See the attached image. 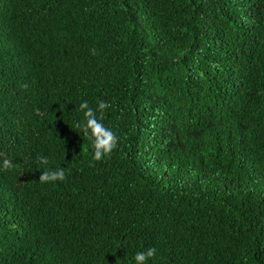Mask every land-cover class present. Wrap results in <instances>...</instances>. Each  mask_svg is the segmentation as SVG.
I'll use <instances>...</instances> for the list:
<instances>
[{"label": "trees", "instance_id": "obj_1", "mask_svg": "<svg viewBox=\"0 0 264 264\" xmlns=\"http://www.w3.org/2000/svg\"><path fill=\"white\" fill-rule=\"evenodd\" d=\"M83 101L117 136L99 161ZM149 248L264 264V0H0V264Z\"/></svg>", "mask_w": 264, "mask_h": 264}, {"label": "clouds", "instance_id": "obj_2", "mask_svg": "<svg viewBox=\"0 0 264 264\" xmlns=\"http://www.w3.org/2000/svg\"><path fill=\"white\" fill-rule=\"evenodd\" d=\"M106 107H108V105L105 102L101 101L99 103L100 110H103ZM80 109L84 112V122L79 126L83 128L85 135H87L90 140L91 148L93 150L92 158L96 161H99L102 158H107L116 146V134L111 128L106 127L105 124L97 118L94 110L88 107L87 101H83L80 104ZM39 162L46 166L48 164V159L46 157H40ZM3 167L11 168V161L4 159ZM65 178L66 172L64 168H59L58 170L45 169L42 171L39 181L41 184H44L63 181ZM155 256L156 249L149 248L146 252H136L132 260H134L135 264H147L149 258H154ZM129 264H131V261Z\"/></svg>", "mask_w": 264, "mask_h": 264}]
</instances>
